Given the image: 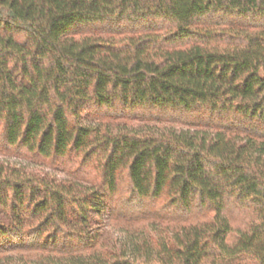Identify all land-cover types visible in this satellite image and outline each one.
Instances as JSON below:
<instances>
[{
	"label": "trees",
	"instance_id": "1",
	"mask_svg": "<svg viewBox=\"0 0 264 264\" xmlns=\"http://www.w3.org/2000/svg\"><path fill=\"white\" fill-rule=\"evenodd\" d=\"M0 155V264H264V0H0Z\"/></svg>",
	"mask_w": 264,
	"mask_h": 264
},
{
	"label": "rangeland",
	"instance_id": "2",
	"mask_svg": "<svg viewBox=\"0 0 264 264\" xmlns=\"http://www.w3.org/2000/svg\"><path fill=\"white\" fill-rule=\"evenodd\" d=\"M88 121L91 124H99V121L95 118H88ZM105 123L109 125L114 124H129L132 125L134 128L142 129L146 127H162V126H174L176 128H182V129H194L191 127H187L186 125L181 124H172L169 122H163V121H149V120H139V119H128V120H106ZM0 160L5 161L11 165L19 166V167H25L28 170L37 171L40 170L42 173H45L53 178H56L58 180L61 179H72L70 175L59 168L56 167H47V166H41L37 165L36 163H33L31 161L17 158V157H7L0 155ZM230 214L233 216V222L236 223L235 220H240L242 217L239 213L235 212L233 209L230 210ZM235 218V220H234ZM100 225H102V235L100 238L102 250H109L112 248L113 243L116 239H119L121 241H124L126 243H139L143 239H150L151 236L158 233L157 228L158 226L155 225H144V224H138V223H132L127 221H117L114 219L109 220H102ZM222 264H252L247 261H240V260H233L231 262H222Z\"/></svg>",
	"mask_w": 264,
	"mask_h": 264
}]
</instances>
